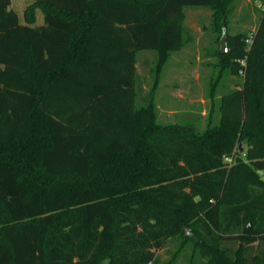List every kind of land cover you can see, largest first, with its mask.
<instances>
[{"label":"trees","instance_id":"1","mask_svg":"<svg viewBox=\"0 0 264 264\" xmlns=\"http://www.w3.org/2000/svg\"><path fill=\"white\" fill-rule=\"evenodd\" d=\"M231 2L36 0L21 24L0 0V264H156L185 229L204 264H264V4L222 54L243 83L218 122L198 133L136 107L138 53L159 75L184 9Z\"/></svg>","mask_w":264,"mask_h":264},{"label":"rangeland","instance_id":"2","mask_svg":"<svg viewBox=\"0 0 264 264\" xmlns=\"http://www.w3.org/2000/svg\"><path fill=\"white\" fill-rule=\"evenodd\" d=\"M35 2L36 0H11V8L18 15L21 24H26L25 11ZM263 4L264 0H232L230 8L223 12L212 8H185L182 48L171 54L159 75L156 73V53L147 51L137 55L139 95L136 107L146 106L150 99L155 106L157 123L164 126H192L198 133H203L208 128L210 117L218 122V108L222 97L243 83V76L232 75L229 64L219 53L223 30L226 32L227 50L231 37L245 34L251 38L262 17ZM35 14L33 27L44 23V14L40 10H36ZM184 232L182 238L190 243L186 249L177 250L182 240L179 237L156 253V264L207 262L210 254L205 249H197L194 251V258H191L193 245L200 244L201 240L190 229H185ZM222 247L233 252L237 249V244H222ZM101 264H109V260L104 259Z\"/></svg>","mask_w":264,"mask_h":264},{"label":"water","instance_id":"3","mask_svg":"<svg viewBox=\"0 0 264 264\" xmlns=\"http://www.w3.org/2000/svg\"><path fill=\"white\" fill-rule=\"evenodd\" d=\"M225 39H227V38L225 36V31H224V34L222 36V40H221V43H220V50H219V53L220 54H224V53L227 52V48H226V44H225ZM242 150H243L242 149V146H240V151H242Z\"/></svg>","mask_w":264,"mask_h":264}]
</instances>
